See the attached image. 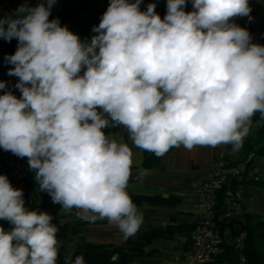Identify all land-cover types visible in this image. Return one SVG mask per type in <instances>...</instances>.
Returning <instances> with one entry per match:
<instances>
[{"label": "clouds", "instance_id": "obj_1", "mask_svg": "<svg viewBox=\"0 0 264 264\" xmlns=\"http://www.w3.org/2000/svg\"><path fill=\"white\" fill-rule=\"evenodd\" d=\"M141 2L111 0L88 44L49 20L55 0L0 17V37L19 41L6 59L22 93L0 95V148L28 159L53 203L90 223L107 219L124 239L143 224L127 191L133 152L103 129L122 125L135 147L157 157L181 145L236 152L254 114L264 116V45L231 22L251 20L249 0H193L187 13L186 0H168L163 19L155 4L140 11ZM0 219L13 226L0 227V264H57L52 216L28 210L6 175Z\"/></svg>", "mask_w": 264, "mask_h": 264}, {"label": "crops", "instance_id": "obj_2", "mask_svg": "<svg viewBox=\"0 0 264 264\" xmlns=\"http://www.w3.org/2000/svg\"><path fill=\"white\" fill-rule=\"evenodd\" d=\"M85 0H55L51 8V14L64 9L70 5L83 3ZM47 0H0V17L14 16L15 10L22 4L35 7ZM89 6L82 10L81 21L85 27L92 24L95 14H99L101 22L103 14L107 11L106 0H88ZM135 2V0H129ZM168 0H142L140 11H146L149 4H155V12L161 19L167 14ZM251 8L249 17H234L231 22L246 28L252 36V43L264 42V0H249ZM183 10L192 12L193 0H186ZM50 14V15H51ZM3 38L0 37V41ZM83 43V42H82ZM86 68H82L79 75H83ZM6 92H11L18 99L21 98V91L15 86H9ZM100 111V109H98ZM264 124L260 121L251 125L250 137L256 139L257 129ZM247 136L239 151L234 152L232 145L227 144L217 147L196 146L192 150L186 149L183 145L173 147L164 156L158 157L155 162L146 165L145 152L134 146L128 135L122 130H116L110 139L127 143L133 152L132 175L129 179L127 191L131 196H142L158 199V202H142L137 206L143 214V224L138 232L127 238L117 226L111 225L107 219H98L95 223L79 226L76 235H70L68 241L58 240V254L74 248L82 240L107 246H122L127 240H137L152 229L166 231L163 236L154 240L145 250V255L134 259L130 264H173L181 259L182 252L190 248L191 236L197 221L202 214L198 210L199 189L205 181V176L210 165L225 152L226 160L232 164L242 162L249 150ZM253 141V140H252ZM253 143V142H252ZM256 147H259L257 145ZM0 155L13 156L10 151L0 148ZM146 170L147 174L140 176V170ZM252 171L260 176L259 183L248 185L246 189L245 217H259L264 219V158L256 157L252 163ZM52 216L51 223L60 226L70 224L74 221L71 211L61 207H53L45 211ZM238 221V222H239ZM234 224L231 232L225 237L233 238L234 232L240 230L239 223ZM169 229V231H167ZM233 242L229 241L228 244Z\"/></svg>", "mask_w": 264, "mask_h": 264}, {"label": "trees", "instance_id": "obj_3", "mask_svg": "<svg viewBox=\"0 0 264 264\" xmlns=\"http://www.w3.org/2000/svg\"><path fill=\"white\" fill-rule=\"evenodd\" d=\"M106 1L109 7L111 0ZM88 6V0H85L80 4L70 5L51 14L49 16V20L51 21L58 18L62 27L66 26L69 31L76 34L80 38L81 42L88 44L91 42L93 36L99 34L94 32L93 28L94 26H98L100 23L99 14H95L91 26L87 28L83 25L81 21V13L82 10ZM18 44L19 41L16 38H13L10 42L4 39L0 41V82L5 83V88L0 89V95L5 94L9 86H15L19 82V77L8 75L9 69L13 68L14 65L8 63L6 59V57L11 56L16 52ZM260 45H264V42L260 43ZM251 119L252 124H256L260 121L264 122V116H262L259 112L255 113ZM116 130L117 128L111 126V123L109 127L103 129L105 135L109 138ZM248 137V154L254 153L256 157L264 158V124L258 127L256 139H252L250 137V132ZM257 145H259V147H256ZM144 152L146 165L155 162L158 158L152 152ZM1 156L2 155H0V157ZM249 168L251 169L252 165ZM19 182L22 183L21 187L15 188L22 190L25 207L28 210L39 213L45 212L53 207H61L60 204L53 203L51 196L47 192L40 191L39 184L35 181V172L31 171L25 174L21 179H19ZM238 184H242L245 189H247L249 185L242 182L238 183L236 180L231 183L232 186H237ZM225 189H227V187ZM224 192L225 190H223L219 196V206H223ZM131 198L136 206L141 205L142 202H158V199L142 196H131ZM243 215L244 213L242 214V217ZM239 220H236L235 224ZM238 223L240 224V230L246 233V240L242 252L247 258L248 264H264V219L247 216L244 221L241 219ZM85 225L86 224L81 220L74 219V221L70 224H62L58 226L56 236L59 240L64 242L68 241L71 234H77L79 226ZM0 227H2L5 231H10L13 226L9 221L0 219ZM167 231H169V229ZM164 233L167 232L161 229H152L150 232L142 235L141 238L137 240H127L124 245L119 247L97 245L82 240L74 248L59 253L57 264H65V257L69 255L73 261L77 256H83L84 264H130L134 261V259L144 256L148 245H150L154 240L161 238ZM239 256L240 252L236 250L235 245L233 243L227 244L223 246V254L219 258L218 263L240 264Z\"/></svg>", "mask_w": 264, "mask_h": 264}, {"label": "built area", "instance_id": "obj_4", "mask_svg": "<svg viewBox=\"0 0 264 264\" xmlns=\"http://www.w3.org/2000/svg\"><path fill=\"white\" fill-rule=\"evenodd\" d=\"M114 127L124 131L130 138L127 129L122 125ZM255 158V154L250 153L242 162L232 164L226 160L224 152L210 165L205 181L199 189L197 207L202 216L193 230L191 246L181 253L180 261L173 264H219L223 246L227 245L229 241L233 242L236 250L240 252V264H248L247 258L242 252L246 233L238 230L234 232L233 238L229 241L225 234L231 232L235 221L242 217L246 207L245 187L242 184L232 186V181L236 180L238 183L251 185L259 183L261 180L260 176L249 168ZM31 171L26 157L21 158L16 155L0 157V175H6L13 188H20L22 183L19 182V179ZM35 181L38 183L36 179ZM226 187L227 189H225ZM223 190H225L223 193L224 202L223 206H219L218 199ZM68 210L71 211L74 219L90 224V222L79 218V209Z\"/></svg>", "mask_w": 264, "mask_h": 264}]
</instances>
